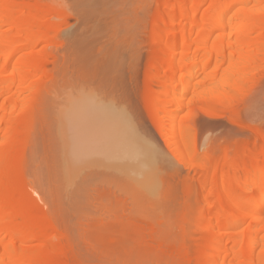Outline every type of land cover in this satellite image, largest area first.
Segmentation results:
<instances>
[{
    "label": "bare ground",
    "instance_id": "bare-ground-1",
    "mask_svg": "<svg viewBox=\"0 0 264 264\" xmlns=\"http://www.w3.org/2000/svg\"><path fill=\"white\" fill-rule=\"evenodd\" d=\"M187 3L191 6L186 7ZM48 7L40 0H0V264H74L67 258L68 246L56 247L50 242L47 229L53 225L35 208L21 184L36 113L56 75L57 59L52 49L59 46L62 25L50 19H63L71 25L65 14ZM154 16L153 44L162 45L164 52L160 48L159 53L164 54L149 68L160 71L165 67L168 74L165 82L154 74L155 84L148 83L147 105L152 108L157 88L164 84L171 88L167 92L170 99L165 105L161 103V110L152 114L151 120L161 126L160 134L171 122L174 153L185 162L187 153L197 155V115L188 104L190 115L177 120L174 114L185 108L184 98L192 86L196 93L206 90L203 102L215 107L230 108L240 100L237 85L249 77L264 55V0H164ZM102 76L97 79L103 81L96 79L95 85L114 81L112 76ZM91 82L93 79L88 84ZM115 86L107 91L101 88L94 95L89 92L93 97L73 96L70 100L75 102L71 111L68 107L69 129L74 135L76 132L74 139L70 137L75 152H70H80L78 156L83 158L98 155L135 173L157 176L158 166L153 161L159 151L147 142L134 103ZM220 155L216 162L220 181L213 177L215 160L203 158L201 166L205 173L200 178L198 204L206 212L200 211V229L210 231L213 241L209 240L211 244L202 251L199 263L264 264V138L259 149L238 147L231 159L224 151ZM243 158L246 161L239 166Z\"/></svg>",
    "mask_w": 264,
    "mask_h": 264
},
{
    "label": "rangeland",
    "instance_id": "rangeland-1",
    "mask_svg": "<svg viewBox=\"0 0 264 264\" xmlns=\"http://www.w3.org/2000/svg\"><path fill=\"white\" fill-rule=\"evenodd\" d=\"M40 1L71 21L68 26L63 19H50L51 23L62 25L59 46L52 49L57 59L55 70L52 69L56 75L43 108L36 113L25 152L24 179L20 181L35 208L43 211L47 222L53 225L47 229L50 242L56 247L68 246L67 258L74 264H200L202 251L213 238H209L211 232L206 226V231L200 229L199 216L206 212L198 204L200 178L205 173L201 166L206 157L215 160L213 177L220 181L216 162L223 151L231 159L238 147L260 148L264 138V55L250 70L252 74L237 85L240 100L230 108L203 102L202 95L207 93L204 89L196 93L192 86L186 93L185 108L174 116L181 120L190 115L188 106L197 115V155L187 153L184 162L174 153L171 122L160 134L161 126L151 120V115L170 99L167 92L171 88L164 84L156 89L152 108L146 97L154 74L163 82L168 74L165 67L160 71L149 68L164 54L159 53L162 45L153 44L151 35L156 24L154 15L164 0ZM190 6L187 3L186 7ZM101 76H112L114 81L96 86L94 80ZM91 77L93 82L88 84ZM191 81L194 83L195 78ZM115 83L117 91H125L134 103L147 142L159 151L153 161L158 166L157 176L137 174L130 167L100 159L94 153V157L85 155L84 159L78 156L82 155L79 152V160L71 154L75 151L70 137L74 139L76 132L74 135L69 129L72 125L67 117L75 102L70 100L73 96L91 97L89 92L94 95L101 88L107 91ZM196 97L199 102L194 100ZM245 161L246 158L241 159L239 166Z\"/></svg>",
    "mask_w": 264,
    "mask_h": 264
}]
</instances>
